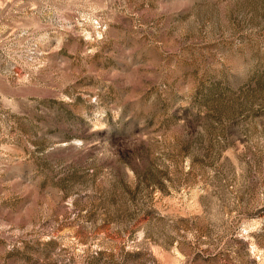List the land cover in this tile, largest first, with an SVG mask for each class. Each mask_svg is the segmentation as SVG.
<instances>
[{"label":"rangeland","instance_id":"374dc122","mask_svg":"<svg viewBox=\"0 0 264 264\" xmlns=\"http://www.w3.org/2000/svg\"><path fill=\"white\" fill-rule=\"evenodd\" d=\"M0 264H264V0H0Z\"/></svg>","mask_w":264,"mask_h":264}]
</instances>
